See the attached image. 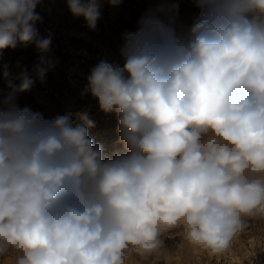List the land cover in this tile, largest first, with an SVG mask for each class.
Returning <instances> with one entry per match:
<instances>
[{"label": "clouds", "instance_id": "9594fccd", "mask_svg": "<svg viewBox=\"0 0 264 264\" xmlns=\"http://www.w3.org/2000/svg\"><path fill=\"white\" fill-rule=\"evenodd\" d=\"M105 0H66L95 30ZM118 6L121 0H106ZM41 0H0V52L50 38ZM185 35L158 15L124 36L121 67L101 61L86 93L117 117L123 151L103 155L87 111L46 120L15 95L44 82L21 69L0 98L3 264H138L179 235L210 257L264 220V0H193ZM7 78L8 73H3Z\"/></svg>", "mask_w": 264, "mask_h": 264}, {"label": "rangeland", "instance_id": "374dc122", "mask_svg": "<svg viewBox=\"0 0 264 264\" xmlns=\"http://www.w3.org/2000/svg\"><path fill=\"white\" fill-rule=\"evenodd\" d=\"M37 12L42 17L35 27L40 38H50L47 53L41 54L34 44H17L0 52V98L7 97L9 81L18 85L21 69H26L35 80L34 66L41 55L54 67L41 83L35 80L31 90L17 93L14 103L27 107L50 120L68 112L87 111L95 122L90 136L103 146V155L123 151L118 143L117 117L100 111L98 101L86 93L88 76L101 61L123 66L121 48L124 36L138 29L141 19L149 14L158 15L171 23L178 36L185 35L199 15L193 0H121L118 6L106 0L95 30H90L82 17H74L66 0H41ZM7 71V78L4 71ZM138 264H264V220L249 219L248 227L234 239L230 250L210 257L206 252L185 245L179 235L165 239L159 256L148 260L134 257ZM3 264V258H0Z\"/></svg>", "mask_w": 264, "mask_h": 264}]
</instances>
